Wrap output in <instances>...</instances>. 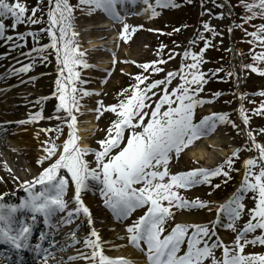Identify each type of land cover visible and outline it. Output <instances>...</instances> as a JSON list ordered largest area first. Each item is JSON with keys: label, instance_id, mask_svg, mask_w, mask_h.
<instances>
[{"label": "snow or ice", "instance_id": "obj_1", "mask_svg": "<svg viewBox=\"0 0 264 264\" xmlns=\"http://www.w3.org/2000/svg\"><path fill=\"white\" fill-rule=\"evenodd\" d=\"M123 2L124 0H79L81 5L87 6L89 13L101 10L118 23H123V18L116 11V7ZM49 3L52 4L53 0H49ZM143 3L147 6L146 11H151L154 16L155 10L150 0H143ZM156 6L167 7V0L163 2L156 0ZM244 7L251 13L246 17L247 20L254 19L257 15L264 18V0L245 2ZM255 9H259V12L257 13ZM27 12L26 5L22 3L0 0V38L5 37L7 30L4 20L11 19L13 30L17 25L25 22L33 24L39 22L32 18L35 17L36 9L31 10V17H26ZM72 16L73 6L68 3V0H54V7H50L48 12V34L51 38L49 47L55 51L59 75L62 77L56 81V99L59 101L56 112L62 115H56L55 119L67 125L66 139L59 146L49 141L50 147L45 149L47 156L38 161L43 163V160L47 159L49 166L45 167L35 179L23 182L26 185L23 189L27 193L26 199L18 205L8 204L2 202L3 195H0V245L9 246L17 252L30 247L28 241L32 234V225L25 219H21L18 213L30 214L33 223L38 216H42L44 223L49 225L51 218L58 213L67 212L64 222L71 223L74 216L78 217L82 212L85 217H88V223L91 225L89 208L84 205L81 196L89 190L90 182H97L101 185L99 191L105 207L117 220H125L138 209H146L143 215L126 227V233L130 245L146 256L147 264H206V262L208 264H264V255H243L244 244L241 243V240H244L245 243L264 245V235L252 240L245 239L247 233L256 232L257 229L264 232V146L256 144L251 132L248 136L252 146L258 152V158L246 161L240 193L220 207L216 218V223L220 224V213H224L228 219L226 227L235 230V221L240 219L244 211V204L241 202L243 193L254 194L255 208L250 210V220L243 231L237 235L234 246L230 249L218 240L209 242V238L215 235L214 226L178 223L167 235L164 234L167 220L174 215L173 208L186 210L208 207L203 202L184 199L176 189L208 184L211 177L229 176V172L224 171L223 166L215 169L196 168L170 174L169 165L173 159L179 162L181 154L186 149L213 134L218 123L228 122L225 115L216 114L204 117L199 123L193 121L195 108L204 103L203 100L195 98V93L201 90L204 82L202 73L191 71L189 73L191 79L181 75L182 83L171 91L168 90L167 85L171 84L172 79L177 75L175 72H168L163 80L145 84L143 89L140 85L144 84L147 77L137 75L135 80L138 83L130 92L125 90L126 98L117 105L105 108L102 102H98V107L94 110L97 120L103 111L111 112L116 117L107 128L105 138L97 141L99 149L93 151L89 147L80 146L76 113L82 107L81 99L93 93L84 91L80 98L77 96L78 89L75 85L80 73L76 69L87 68L88 65L82 59L85 53L80 51L74 39L78 33L73 29ZM204 27L207 29L209 26L205 24ZM134 31L135 29L130 31L129 26L124 24L122 39L126 41ZM29 35L34 34L29 33ZM251 35L264 44V25L260 27L258 33ZM6 38L12 39L11 36ZM36 51L44 52L45 49ZM188 55L190 54L186 52L185 57ZM171 58L170 56L169 59ZM191 58L193 63L187 67L195 70L198 68L200 57L191 54ZM155 63L138 66L144 70L161 71L162 69L155 67ZM30 67V65L24 66L19 69V72H27ZM252 71H258V69L253 67ZM259 74L264 75V72ZM191 85H196V88H191ZM156 89H159L163 95L159 96L158 101L149 103L151 100L149 93L157 95L154 91ZM96 94L99 95V93ZM260 94L264 95V93ZM43 118L40 112H36L30 116V120L19 123L35 122ZM247 122L248 118L245 116L244 123L247 124ZM232 126L236 127L235 124ZM42 131L48 132L51 129H42ZM56 131L58 134H63V129L59 126ZM88 155H94L95 167H90V162L85 159ZM232 163V159L226 161L229 168ZM257 165L259 170L253 171L252 169ZM70 184L74 185L76 207L73 210H68V202L64 199ZM37 185L39 190H36ZM214 187L219 188L220 185L217 184ZM189 228H192L190 236ZM90 235L95 237V240L85 239L84 243L86 247L92 249L91 254L89 256L81 253L79 258L88 260L89 264H135V260L131 257L115 260L106 257L100 251V237L97 232L92 230ZM43 239L42 235L41 240ZM185 239H187V249L181 254V246L185 243ZM143 246H146V249ZM36 248H40V245H36ZM217 248L223 250L220 260H217L214 255V250ZM70 259H76V257ZM47 260L48 256L45 254V264Z\"/></svg>", "mask_w": 264, "mask_h": 264}, {"label": "rangeland", "instance_id": "obj_2", "mask_svg": "<svg viewBox=\"0 0 264 264\" xmlns=\"http://www.w3.org/2000/svg\"><path fill=\"white\" fill-rule=\"evenodd\" d=\"M7 2H19L26 5L28 9L26 17H31V10L36 9L35 17L32 18L39 21L35 24L28 22L19 24L13 30L11 19L4 20L7 30L5 37L0 38V43L4 39L8 40L6 38L8 36L12 37L10 42L21 43L23 45L22 52L26 54L24 60L31 66L27 72H19V68H22L21 62H17L15 66L11 67L13 75L22 80L18 89L37 88L40 80L47 79L53 85L52 90L55 92L56 81L62 77L57 70L55 51L49 47L51 44L48 34L49 0H7ZM245 2L252 3L253 0H226V6L230 9L228 13L219 0H167V7L156 6V0H150L155 10L153 16L151 11H146L147 6L143 0H124L116 7V11L123 18V23H118L101 10L89 13L87 6L81 5L79 0H68V3L73 6L71 20L73 29L80 33L74 39L79 45L80 51L85 53L82 59L88 65L87 68L76 69L80 73L75 85L78 89L77 96L80 98L84 91L93 93L81 99L82 107L76 113L77 134L80 137L82 148L89 147L93 151L98 150L97 141L105 138L107 128L116 119L115 114L103 111L97 120L94 110L98 107V102H102L105 108L117 105L126 98L125 90L130 92L138 83L135 80L137 75L147 77L144 84L140 85L143 89L145 84L163 80L168 72H175L177 75L172 79L171 84L167 85L168 90L171 91L182 83L181 75L191 79L189 75L191 71L203 74L204 82L201 85V90L195 93V98L203 100L204 103L195 108L193 121L199 123L204 117L213 114L225 115L228 122L218 123L213 135L217 134L227 143L217 150L219 154L216 153L211 158L214 163L207 164V160L196 162L191 159L189 161V153L201 146L204 139L211 138V135L201 139L181 154L179 162L175 159L171 161L170 174H178L196 168L215 169L218 166H223V170L229 172V176L211 177L208 184H197L188 189H176L184 199L203 202L208 207L186 210L173 208L174 215L167 220L164 234L167 235L178 223L214 226L215 235L209 238V242L218 240L229 246L230 249L234 246L237 235L243 231L250 220V210L255 208L256 204L254 194L243 193L241 202L244 204V211L240 219L235 221V230L226 227L228 219L224 213H220L221 223L217 224V212L222 205H226L229 200L240 193L246 171V161L258 158L248 133L251 132L255 141L264 146V131H262L264 130V114H261L264 112V108H262L264 95L260 94L264 93V75L259 74L264 72V55H262L264 54V44L251 35L259 32L260 27L264 25V18L257 15L254 19L247 20L246 17L251 13L245 9ZM255 11L258 13L259 9H255ZM102 18L110 19L113 26L110 30L115 32V38L110 37L111 35L107 34L104 29L97 27V24L102 23ZM124 24L129 26L130 31L135 29L126 41L122 39ZM205 24L209 26L207 29L204 27ZM29 33L34 35H29ZM57 35H59L58 32ZM20 36L24 38L20 39ZM112 38L114 40L110 44L109 41ZM233 42L236 43L240 56L241 75L239 78L235 70ZM41 48H44L45 51H36ZM186 52L190 54L187 57H185ZM191 54L200 57L198 68L195 70H190L187 67L193 63ZM170 56L171 59H169ZM160 61H164V63H159ZM153 62H156V68L162 70L156 72L152 69L144 70L138 66ZM253 67L258 71H252ZM24 76L27 77L24 78ZM191 88L195 89L196 85H191ZM154 91L157 95L149 93L151 96L149 103L158 101L159 96L163 95L159 89ZM121 93H125V95H121ZM56 102L59 103L57 99ZM245 116L248 118L247 124L244 123ZM36 123L42 124V121H35L34 124ZM62 123L54 117L48 119L47 123H43V125H48L51 130H54ZM233 124L236 127H233ZM10 127H15L14 123ZM54 143L56 144V142ZM221 151L227 154L221 156ZM234 153L237 155L234 156ZM85 159L90 162V167H95L94 155H88ZM229 159L233 161L231 168L226 164ZM252 170L258 171L259 165ZM62 174L66 175L63 172ZM217 184L220 185L219 188L214 187ZM100 187L101 185L97 182H90L88 194L92 196L93 202H100L104 205L103 197L99 191ZM72 191L73 186L70 184L64 197L68 203ZM25 196L26 192L23 189L16 190L10 194V199L14 200H10V202L18 205L27 198ZM165 206H167V202H165ZM145 211L146 209H138L132 213L128 221L132 222L138 219ZM181 215L194 217L199 222L193 224L179 222L178 217ZM18 216L31 224L32 230L35 228L30 214L21 215L18 213ZM66 218V212L58 213L51 218L49 225L40 221L44 226L42 228L36 226L34 234L45 236L47 233V241L44 242L43 249H36L35 252L47 254L49 264L59 262V252H63L67 256L75 255L76 258L80 256L79 251L73 250L70 245L61 250L59 240L52 237L51 229L69 234L70 238L77 243H83L85 239L91 238L88 233L72 234L75 225L72 222L65 223ZM191 232L192 228H189V236ZM260 235H264V232L257 229L256 232L247 233L245 239L252 240ZM66 240L67 238L64 240L65 243ZM241 243L244 244L243 255H264V245L245 243L244 240H241ZM38 244L39 241H34L32 247L36 248ZM2 247L4 253H15L22 257H17L13 263L30 264L32 262L24 257L23 251L17 252L6 245H2ZM143 247L146 248V246ZM181 247V254H183L187 249V239ZM214 255L217 260L222 259L223 250L215 249Z\"/></svg>", "mask_w": 264, "mask_h": 264}, {"label": "bare ground", "instance_id": "obj_3", "mask_svg": "<svg viewBox=\"0 0 264 264\" xmlns=\"http://www.w3.org/2000/svg\"><path fill=\"white\" fill-rule=\"evenodd\" d=\"M50 7H54V0L50 4ZM101 22L97 24V27L104 29L107 34L109 33L114 37L115 32L112 29L110 30L113 27L112 23L110 21L107 22L106 18H102ZM74 31L78 35L80 34L77 30ZM114 38L109 41L110 44ZM22 47L21 43L10 42L9 39H4L0 43V195H3L2 202L8 204H12L10 202L11 193L24 189L26 186L23 184L24 181L35 179L45 167L49 166L47 159H44L43 163L38 162L47 156L45 149L50 147L49 141H54L59 146L66 139L67 134V125L65 123L59 126L63 129V134L57 133V127L48 132L42 131V129H50L48 125H43V123H47L48 119L54 118L56 115H62V113L58 114L56 112L58 104L56 102V91L52 90L53 85L47 79L40 80L37 88L30 90L18 89L22 80L13 75L11 67L15 66L17 62H21L22 67L30 65L24 60L26 54L22 52ZM234 56L237 68L240 69L239 54L235 52ZM66 75L67 73L65 72ZM36 112H40L44 117L39 120L42 121V124H34V122L19 123L20 121L30 120V116ZM12 123H14L15 127L11 128ZM213 134H211V138L204 139L201 146L189 153V161L191 159L196 162L207 160V164L214 163L211 158L216 153L219 154L217 150L226 145L227 141L221 139L217 134ZM226 154L224 151L220 152L221 156H225ZM7 169L11 171L9 172ZM72 186L73 191L68 203V210H73L76 207L74 185ZM36 190H39V185L36 186ZM25 197H27V193ZM91 198L92 196L88 194V191L82 193L81 199L84 205L89 208L91 214V225L88 223V217H85L81 212L78 217L74 216L72 219V224L75 225L72 234H90L92 230H95L100 237V251L106 257L114 260L131 257L135 260V264H147L146 256L133 248L127 239L126 227L133 221L129 222L128 218L117 220L105 205L100 202H93ZM178 220L179 222L192 224L199 222L194 217L187 215L179 216ZM51 233L55 240H59L61 250L70 245L73 247V250L79 251V255L84 253L90 256L92 249L86 247L84 242L77 243L70 238L69 234H63L61 231L54 229H51ZM32 238H34V235ZM36 238L40 237H35L34 239ZM65 238H67L66 243L64 241ZM89 240H95V237L91 236ZM44 256V254L31 255L34 261L30 264H45ZM25 257L27 256L25 255ZM58 257L59 262L55 264H89L88 260L81 259L79 258L80 256H77L76 259H70L75 257V255L67 256L63 252H59ZM16 258L15 253L7 255V253L0 250V264H18L13 263ZM18 258H21V256ZM49 262L48 258L46 264H49Z\"/></svg>", "mask_w": 264, "mask_h": 264}]
</instances>
